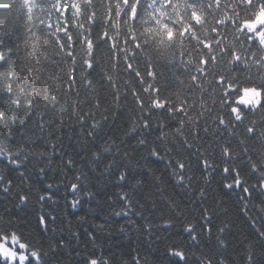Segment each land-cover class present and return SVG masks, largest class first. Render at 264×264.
Segmentation results:
<instances>
[{
  "label": "trees",
  "instance_id": "trees-1",
  "mask_svg": "<svg viewBox=\"0 0 264 264\" xmlns=\"http://www.w3.org/2000/svg\"><path fill=\"white\" fill-rule=\"evenodd\" d=\"M81 3L0 0V264H264V0Z\"/></svg>",
  "mask_w": 264,
  "mask_h": 264
},
{
  "label": "rangeland",
  "instance_id": "rangeland-1",
  "mask_svg": "<svg viewBox=\"0 0 264 264\" xmlns=\"http://www.w3.org/2000/svg\"><path fill=\"white\" fill-rule=\"evenodd\" d=\"M15 241L12 240H4L0 242V257L2 259H16L17 257L21 260L27 261L28 259V252L23 253V255L20 254V252L17 250V245H15ZM18 254V255H17ZM23 256L25 259H23Z\"/></svg>",
  "mask_w": 264,
  "mask_h": 264
}]
</instances>
